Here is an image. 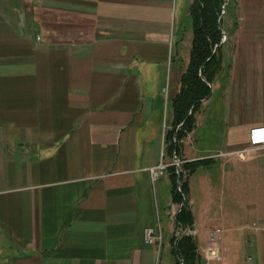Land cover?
Masks as SVG:
<instances>
[{"label": "crops", "instance_id": "crops-1", "mask_svg": "<svg viewBox=\"0 0 264 264\" xmlns=\"http://www.w3.org/2000/svg\"><path fill=\"white\" fill-rule=\"evenodd\" d=\"M177 6L0 0V264H160L181 211L164 144L190 59L171 57ZM232 14L203 102L226 106L225 144L204 158L223 167L264 150L253 144L264 132V0H236ZM193 149L179 147V160H204ZM150 228L167 233L161 243L147 242Z\"/></svg>", "mask_w": 264, "mask_h": 264}, {"label": "rangeland", "instance_id": "rangeland-1", "mask_svg": "<svg viewBox=\"0 0 264 264\" xmlns=\"http://www.w3.org/2000/svg\"><path fill=\"white\" fill-rule=\"evenodd\" d=\"M192 2L178 0L173 24L171 57L176 58L183 53L186 61L192 47V20L189 15ZM229 3L231 6L225 10L222 18L224 29L233 19L232 6L235 1ZM219 115H226V106L215 96L197 113L199 126L192 140H186L180 147H194L195 150H190L189 154L201 155V159L213 158L212 150L225 144L223 136L216 137V131L221 135L225 130L224 124H218ZM159 144L163 147L160 137ZM250 156L247 159L243 155L224 158L225 167L222 162L215 166L213 160L197 161L191 166H184L187 162H182L176 168L177 185L185 180L188 183L189 205L195 222L194 230L187 233L197 239L199 251L206 260L202 264H264V150L253 152ZM184 167L186 171H183ZM178 205L182 208L184 203ZM181 231L182 228L172 229L170 234L179 239L183 236ZM163 234L166 236L167 233H162L165 238ZM171 238L163 239L160 264H176L171 254ZM212 246L218 249L215 258L207 256Z\"/></svg>", "mask_w": 264, "mask_h": 264}, {"label": "trees", "instance_id": "trees-1", "mask_svg": "<svg viewBox=\"0 0 264 264\" xmlns=\"http://www.w3.org/2000/svg\"><path fill=\"white\" fill-rule=\"evenodd\" d=\"M225 0H193L190 7L192 20V47L190 59L180 82V89L171 102L172 128L165 135L164 144L171 157L179 158V147L182 141L193 132L196 125V115L201 112L206 99L212 91L211 85L222 71L223 34L219 29V20L223 12ZM236 0H230L234 2ZM231 6H225L224 10ZM224 19L221 20L223 28ZM180 125H182L180 127ZM180 127V128H179ZM199 161V160H198ZM204 159L199 162H209ZM197 161L187 162L191 166ZM174 172L173 200L184 206L176 217V228H182L185 234L177 239H171V254L176 264H202L204 255L199 251L198 242L194 235L187 233L194 230L193 211L189 205L188 183L185 180L177 185L176 166L170 165ZM183 171H186L185 167ZM183 180V178H182Z\"/></svg>", "mask_w": 264, "mask_h": 264}, {"label": "built area", "instance_id": "built-area-1", "mask_svg": "<svg viewBox=\"0 0 264 264\" xmlns=\"http://www.w3.org/2000/svg\"><path fill=\"white\" fill-rule=\"evenodd\" d=\"M258 136H259L258 138L253 137V144L257 147L264 148V132L260 133ZM173 159L174 160L172 164L179 168L182 161H180L179 158H177L176 156H174ZM163 168H165V165L161 163L158 167H156L155 169H152V173L154 177H156ZM146 236H147L146 237L147 242L153 245L161 243L163 240L162 232L160 229H155V228L147 229ZM217 252H218V249L212 246L208 250L207 256L211 258H215L216 256H218Z\"/></svg>", "mask_w": 264, "mask_h": 264}, {"label": "water", "instance_id": "water-1", "mask_svg": "<svg viewBox=\"0 0 264 264\" xmlns=\"http://www.w3.org/2000/svg\"><path fill=\"white\" fill-rule=\"evenodd\" d=\"M229 1L230 0H225L224 2H223V12H222V15H221V17H220V20H219V29H220V31L222 32V34H223V40H222V43L220 44V45H222L223 43H225V41H226V39H227V37H226V34H225V32L223 31V29H222V27H221V20H222V18H223V15L225 14V6L229 3ZM212 95V91H211V93L209 94V96L206 98V99H204L203 101H206V100H208L209 98H210V96ZM182 125H180V127H181ZM179 127V128H180ZM181 235H184L185 234V232L182 230L181 231V233H180ZM204 261H206V260H204Z\"/></svg>", "mask_w": 264, "mask_h": 264}]
</instances>
